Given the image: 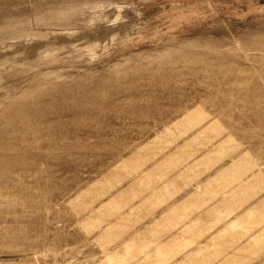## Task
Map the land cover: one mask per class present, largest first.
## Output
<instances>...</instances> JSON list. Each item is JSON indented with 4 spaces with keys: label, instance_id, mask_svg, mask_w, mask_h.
I'll return each mask as SVG.
<instances>
[{
    "label": "rangeland",
    "instance_id": "1",
    "mask_svg": "<svg viewBox=\"0 0 264 264\" xmlns=\"http://www.w3.org/2000/svg\"><path fill=\"white\" fill-rule=\"evenodd\" d=\"M193 108L264 162V0H0V264H81L96 180Z\"/></svg>",
    "mask_w": 264,
    "mask_h": 264
},
{
    "label": "crops",
    "instance_id": "2",
    "mask_svg": "<svg viewBox=\"0 0 264 264\" xmlns=\"http://www.w3.org/2000/svg\"><path fill=\"white\" fill-rule=\"evenodd\" d=\"M94 192L81 264H264V162L206 110L136 144Z\"/></svg>",
    "mask_w": 264,
    "mask_h": 264
}]
</instances>
